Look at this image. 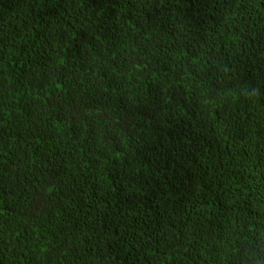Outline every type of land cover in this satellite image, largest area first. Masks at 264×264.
Wrapping results in <instances>:
<instances>
[{"label":"trees","instance_id":"1","mask_svg":"<svg viewBox=\"0 0 264 264\" xmlns=\"http://www.w3.org/2000/svg\"><path fill=\"white\" fill-rule=\"evenodd\" d=\"M0 264H264V0H0Z\"/></svg>","mask_w":264,"mask_h":264}]
</instances>
